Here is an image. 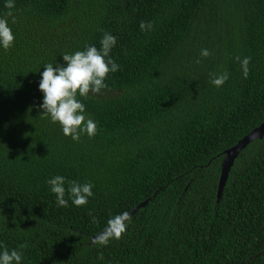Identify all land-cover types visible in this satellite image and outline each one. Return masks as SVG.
<instances>
[{"label":"trees","instance_id":"obj_1","mask_svg":"<svg viewBox=\"0 0 264 264\" xmlns=\"http://www.w3.org/2000/svg\"><path fill=\"white\" fill-rule=\"evenodd\" d=\"M4 4L15 42L0 48V244L26 246L23 264H264V138L217 197L225 152L264 122V0H15L12 16ZM104 32L120 70L77 96L98 130L73 141L38 107L40 72L99 49ZM55 175L94 196L58 207ZM146 201L119 238L93 243Z\"/></svg>","mask_w":264,"mask_h":264},{"label":"clouds","instance_id":"obj_2","mask_svg":"<svg viewBox=\"0 0 264 264\" xmlns=\"http://www.w3.org/2000/svg\"><path fill=\"white\" fill-rule=\"evenodd\" d=\"M4 6L9 10L6 15L12 16L11 10L15 7V0H5ZM139 27L141 31H148L153 25L151 22H141ZM14 42L15 35L9 21L0 17V48L7 51L14 46ZM116 45L117 37L104 32L99 49L94 45H86L83 51L64 53L62 64L43 65L44 70L40 72L41 79L38 83L42 101L38 107L41 113L50 118L51 123L59 124L63 135L71 137L73 141H79L82 134L90 138L97 134V122L86 116L85 105L77 96L87 97L90 92L99 93L108 86V74L120 70V65L110 55ZM200 55L208 57L210 53L208 49H201ZM249 59L245 57L241 61L245 78L248 76ZM228 79V73L224 72L213 74L210 82L216 87H221ZM46 183L50 186V192L55 196L58 207H69V201L76 207L84 206L89 202V198L94 196L92 183L81 184L62 175H55L47 179ZM126 220L127 213L114 218L116 227L111 234L116 238L125 231ZM112 223L113 221H109L110 225ZM99 242L107 244V239L101 237ZM23 247L26 246H21V249H9L0 244V264H23Z\"/></svg>","mask_w":264,"mask_h":264},{"label":"water","instance_id":"obj_3","mask_svg":"<svg viewBox=\"0 0 264 264\" xmlns=\"http://www.w3.org/2000/svg\"><path fill=\"white\" fill-rule=\"evenodd\" d=\"M263 138H264V122L258 128L254 129L250 134L244 137L237 145H235L234 147L230 148L225 152L224 159L222 160V164H221L222 171L218 185V195H217L218 202L221 200L224 194V190L227 185L231 170L234 167L236 160L241 155L242 151H244L255 140H262ZM148 202L149 201H146L140 204L132 212L127 214L128 220L132 218L135 214H137L142 208H145ZM128 220L124 221V223H126ZM115 227L116 225L114 224L100 235L95 236L93 238V243L100 240L101 237L105 238L110 233L114 232Z\"/></svg>","mask_w":264,"mask_h":264}]
</instances>
